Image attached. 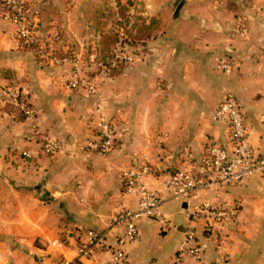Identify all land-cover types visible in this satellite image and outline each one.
I'll return each mask as SVG.
<instances>
[{
	"label": "crops",
	"instance_id": "obj_1",
	"mask_svg": "<svg viewBox=\"0 0 264 264\" xmlns=\"http://www.w3.org/2000/svg\"><path fill=\"white\" fill-rule=\"evenodd\" d=\"M145 2L144 16L161 19L162 29L158 31L166 32L167 40L160 36L155 39L160 46L157 54L162 55L154 59L164 60L165 64L154 62L153 73L166 78L168 83L165 85H144L139 81L130 89L128 79L135 73L132 71H141L136 66L104 82L99 97H91L84 91L66 89L58 69L48 73L41 64L38 67L33 62L28 64L27 79L30 82L27 81L24 87L32 98L39 97L41 102H36L32 114L23 124H30L29 130L42 133L41 138L49 136L65 141L60 151L46 156L38 155L41 144L38 140L15 139L17 148L29 149L34 154L25 157L23 164H30L40 173L37 188L65 207V220L59 218L58 234L49 242L66 236L74 224L107 230L114 243L119 230L111 228L112 216L122 207L137 206L136 197L123 191V171L147 162L160 173L149 176L148 185L164 189L168 173L180 165L184 151L200 150L208 141L227 139L226 126L212 121L211 114L208 118L205 116L206 111L213 113L217 108L219 93L224 87L217 79L220 72L214 65L219 54L233 51L235 58H239L236 62L239 70L230 75L229 81L242 101L253 145L257 148L262 145L264 51L259 48L255 27L261 26L259 28L264 31V15H261L264 14V1L253 5L260 13L252 17L247 33L240 30L241 19L235 16V9L227 6L225 0H180L174 11L165 0H156L151 5L147 0ZM73 4V8H68L72 13L76 8L82 11L87 5L79 0ZM88 6L94 8L93 4ZM79 13L74 15L77 19L83 15ZM69 27L77 33L76 20L71 14ZM169 29H172L171 37H167ZM11 40L17 48V39ZM163 41L167 42L160 45ZM12 68L16 75L15 65ZM120 77V81L117 80ZM122 82L126 83L120 85ZM165 93L168 97L164 101ZM95 101H101L104 113L117 121L116 146L106 155L83 146L93 137L88 118ZM216 194L227 202L235 199L242 202L240 224L237 221L229 223L224 229L230 234L227 241L220 245L212 242L204 259L209 264H264V176L256 175L244 186L201 193L194 201L213 200ZM185 203L169 199L164 205L167 217L164 224L155 219L140 221L139 241L129 247L131 264H175L188 225ZM198 233L204 235L200 226ZM78 248V239L72 235L66 239L64 255L74 259ZM41 251L46 250L41 248ZM52 251L50 257L41 258L38 264H59L62 253L53 247ZM82 264H109L108 255L98 251ZM179 264L197 262L192 257H185Z\"/></svg>",
	"mask_w": 264,
	"mask_h": 264
},
{
	"label": "built area",
	"instance_id": "obj_2",
	"mask_svg": "<svg viewBox=\"0 0 264 264\" xmlns=\"http://www.w3.org/2000/svg\"><path fill=\"white\" fill-rule=\"evenodd\" d=\"M27 2L7 0L10 9L4 12L5 19L17 26L18 47L29 50L41 65L57 68L64 78V87L69 91H84L88 96L99 97L102 84L116 76L113 73L115 69L135 64L140 59L123 26L116 29L118 40L109 51L103 52L96 38L90 40L88 45L77 38L69 27L71 10H64L62 19H43L38 11L30 17ZM127 6V13L130 14L137 5ZM131 22L128 23L129 28L132 27ZM240 30L248 32L245 24H240ZM234 58L216 57L215 68L220 73L232 74L239 66L232 64ZM11 94L15 105L31 115L33 110L29 108L25 97L14 90ZM94 103V110L90 114L93 137L88 138L83 146L106 155L116 146V123L104 113L101 101ZM210 118L226 126V140L208 141L200 150L184 151L180 165L168 173L164 189L148 185L147 178L160 173L147 162L123 171V191L136 197L137 206L122 207L112 216L111 228L119 230L115 242L109 239L107 230L75 225L68 230L65 238H56L50 243L56 251L62 253L59 264H74L77 260L83 262L98 251L108 255L109 264H131L129 247L139 241L140 221L155 219L164 224L167 220L164 205L169 199L187 203L188 225L175 264L181 263L185 257L194 258L197 264H209L204 259L206 251L212 242L218 245L223 242L220 233L229 223L238 221L242 202L239 199L227 202L219 194L213 200H194L201 193L244 186L256 175L264 176V135L261 147H255L250 137L246 112L234 92L225 93ZM42 140L38 155H53L63 147V141L58 138L43 136ZM22 154L33 157L30 151L25 150ZM199 226L203 229V236H199ZM72 235L77 237L79 248L75 258L69 259L64 255V250L66 239Z\"/></svg>",
	"mask_w": 264,
	"mask_h": 264
},
{
	"label": "rangeland",
	"instance_id": "obj_3",
	"mask_svg": "<svg viewBox=\"0 0 264 264\" xmlns=\"http://www.w3.org/2000/svg\"><path fill=\"white\" fill-rule=\"evenodd\" d=\"M27 1L28 15L30 17L36 15L38 11V15L47 20L53 18L62 19L64 9L66 8V11L70 10L68 8H73V3L77 2V0ZM79 1L83 5L87 3L85 6L86 8L82 11H78L79 9L76 8V10H74L73 13L70 12V14L76 20L77 38L81 43L86 45H88L90 40H88L89 29L92 28L94 24L100 23L103 25L102 29L104 31L116 33L118 26H121L118 22L120 15L117 14V2L124 6L122 14L126 17L122 16L132 21L130 32H132L133 35L135 34L136 37V40L133 38L132 41L135 53L141 58V60L139 59L135 64L130 65L131 67L138 66V69L141 70L139 73L137 71H132V73H135L129 77L130 80L128 79L129 83L131 82L130 89L131 87H135L139 81L144 85L161 84V86H163L165 83H168V80L163 78L161 74H157L158 76L153 74L155 69L154 62L165 64L164 60H160V62L159 60L154 61V59L162 55V53L160 55L157 54L160 46L155 42V39L159 36L164 40L167 39L164 36L166 32L159 33L158 31L162 29L161 19H157L156 16L153 17L156 21L154 24L155 28L151 29L144 25L145 21L150 18V16H144V12L146 11L144 7L147 5L145 0ZM155 1L156 0H147L150 5ZM165 1L171 6L173 11L180 2V0H176L175 3H173L174 0ZM225 1L227 6L233 7L231 9H235V16L241 19L240 24H245L249 30L252 17L260 13V10L254 8L253 5L260 0ZM157 2L160 3V1ZM90 4H93V9L89 8L88 5ZM97 5L100 8L97 9L95 7ZM127 5L137 6L132 13L128 14ZM9 9L7 0H0V264H38L41 258L50 257L53 253V246L49 249V244L55 239L51 240V242H49V239H52L55 234H58L57 223H59L60 217V220H65V214H63L65 207L63 203L55 201L53 197L42 191L40 187L37 188L36 182L40 173L36 172L30 164H23V162L26 161H24L25 156L22 153L25 150H30L17 148L15 146V139L18 138H31L38 140L40 143L43 142L41 138L42 133L38 134L35 131L29 130L30 124H23L24 120L30 115L26 114L24 110L15 105L13 100L14 96L11 94V91L14 90L22 97L24 96L28 102L29 108L32 110L36 107L35 105H37V103L41 102L39 97L33 96L32 98L31 93L26 91L24 87L27 81L30 82V80L27 79L28 64L33 62L34 65L38 67L40 62L33 54L27 53L25 49L19 48L18 45L16 48L15 44H13L11 38L17 39V26L10 20L5 19L4 12ZM79 12H82L83 15L82 17L78 16L77 19L74 15L80 14ZM261 15L263 16L264 14ZM259 27L261 28V26L258 25L255 27L256 39L259 48L264 51V31L262 32ZM169 31L170 34H167V37L173 35L172 29H169ZM166 42H160V45H164ZM155 46H157V49L154 50ZM218 56L232 58L233 54H219L216 57ZM13 60L18 61L14 62V64L12 62ZM237 61H239L238 57L233 59L232 64L237 65ZM215 62L216 61H214V65ZM14 65L16 75L12 70ZM44 67H46L45 69L48 73L57 70V68L50 65ZM239 67L240 66H237L235 69L236 72L239 70ZM132 69L133 68L129 70ZM48 73H46L45 76ZM230 75L232 74L226 75L218 73L217 79H219L224 87L219 93L217 103L220 102L227 91H232L236 94L235 90L232 88V82L229 81L231 78ZM121 78L122 77L117 80L120 81ZM124 83L126 82H122L120 85ZM9 88L11 89L9 90ZM167 97L168 94L165 93L162 99L165 101ZM66 107L70 108V106ZM214 108L215 107H213L212 110ZM211 112L210 110L205 112L206 118L209 117ZM88 119L91 121L90 116ZM112 119L115 121L117 127V121L114 117H112ZM62 141L65 142L63 139ZM39 147H41V144ZM30 152L32 153V151ZM237 223L240 224L238 221ZM72 228H74V224ZM229 235L230 234L223 229L222 233H220L221 241H223V243L227 241ZM59 238L63 237L60 236ZM41 248L46 251H41ZM49 250L51 253H48Z\"/></svg>",
	"mask_w": 264,
	"mask_h": 264
},
{
	"label": "trees",
	"instance_id": "obj_4",
	"mask_svg": "<svg viewBox=\"0 0 264 264\" xmlns=\"http://www.w3.org/2000/svg\"><path fill=\"white\" fill-rule=\"evenodd\" d=\"M123 9H124V6L121 5L119 2H117V14L120 15V19L118 20V22L121 24V26H123L126 29V32L129 34L130 38L131 39L134 38V40H136L135 34L133 35V33L130 32L131 28H129V26H128L129 20H127V18H124L126 16H124L122 14ZM155 23H156V21L152 17V18H149V21H145L144 25H146L148 28L152 29V28H155V25H154ZM102 28H103V25H101L100 23L94 24L92 26V28L89 29L91 37H89L88 39L92 40V39L96 38V42L98 45H100V47L102 48V51L107 52V51H109L111 45L114 44L118 40V34L114 33V32L104 31ZM133 46H134V44H133ZM26 52L32 54L29 50H26ZM224 54H227V55L233 54V57L236 56V54L233 53V51H228L227 53H223L222 55H224ZM129 69H131L130 65H122L119 68L115 69L113 71V73L116 76H120L121 74L125 73ZM237 98L239 99L238 96H237ZM82 263H83L82 261L77 260V261H75L74 264H82Z\"/></svg>",
	"mask_w": 264,
	"mask_h": 264
},
{
	"label": "water",
	"instance_id": "obj_5",
	"mask_svg": "<svg viewBox=\"0 0 264 264\" xmlns=\"http://www.w3.org/2000/svg\"><path fill=\"white\" fill-rule=\"evenodd\" d=\"M180 7H181V5H180ZM184 206H186V203L184 204ZM185 232V231H184Z\"/></svg>",
	"mask_w": 264,
	"mask_h": 264
}]
</instances>
